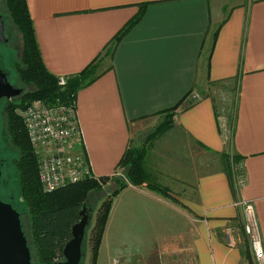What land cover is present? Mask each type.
<instances>
[{
  "label": "crops",
  "instance_id": "1",
  "mask_svg": "<svg viewBox=\"0 0 264 264\" xmlns=\"http://www.w3.org/2000/svg\"><path fill=\"white\" fill-rule=\"evenodd\" d=\"M27 3L49 72L71 79L101 62L76 106L93 174L110 178L103 190L124 178L132 148L168 192L126 181L97 264H251L246 204L264 248V0Z\"/></svg>",
  "mask_w": 264,
  "mask_h": 264
},
{
  "label": "trees",
  "instance_id": "2",
  "mask_svg": "<svg viewBox=\"0 0 264 264\" xmlns=\"http://www.w3.org/2000/svg\"><path fill=\"white\" fill-rule=\"evenodd\" d=\"M6 3L14 25L16 27L19 26L21 32L24 34L25 42L22 54L23 59L26 62V68L21 71L20 78L26 84H34L35 86L33 91L26 92L23 97L21 96L22 98L19 97L21 99L20 101L18 100V103L10 104V106L7 107L10 127L14 136L12 141L21 154V159L18 160L19 162L17 161L18 173L20 175L21 198L26 202L29 214L33 220V240L35 248L46 258L45 261H52L51 263L49 262V264H54V258L57 252L62 254L64 247L72 239V229L81 219L80 212L82 207H86V202L92 193L103 190L102 185H106L107 182H110V178L93 177L78 184L59 189L53 193H44L38 175V159L34 154L27 130L23 120L18 116L17 110L19 108H25L27 105L37 100L43 101L49 105L56 102L68 105L73 103L76 104L77 95L80 90L90 86L99 78L101 62H93L78 76L68 79L66 86L61 87L59 85V78L49 72L43 62L27 0H7ZM140 18L141 17H138V19L131 21L115 37L112 41V46L110 45L107 49L108 53L110 51L112 54L116 45L140 20ZM8 43L0 44L6 46ZM0 58L1 61L3 58L1 53ZM14 84L18 86V82L15 81ZM0 104H2V102ZM178 107L179 105L166 112L169 119H171L172 113ZM169 125V122L162 124L153 137L163 133ZM144 153V149L137 150L129 148L127 150L119 165V167L124 170L125 181L121 180V178H117L115 183L117 188L111 195L105 197L97 210L96 228H94V233H91L89 239L92 242L91 254L94 264H97L99 250L109 220L113 200L117 197L119 192L127 186L126 181L135 186H141L147 183V185L154 190H159L164 194L168 193L164 188L150 183L146 172ZM236 160L240 159L236 156ZM2 183L0 187L2 186ZM7 203L12 204V206L21 214L22 219V213L14 205V202L9 201ZM26 238L30 247L27 235ZM84 249L85 242L83 245V252ZM30 250L32 253L31 247Z\"/></svg>",
  "mask_w": 264,
  "mask_h": 264
},
{
  "label": "built area",
  "instance_id": "3",
  "mask_svg": "<svg viewBox=\"0 0 264 264\" xmlns=\"http://www.w3.org/2000/svg\"><path fill=\"white\" fill-rule=\"evenodd\" d=\"M68 78H59L66 86ZM38 159V175L44 193H53L95 177L85 151L84 133L76 104L37 100L17 110ZM247 206L244 231L256 264H264L260 230L251 206ZM112 264H128L114 258Z\"/></svg>",
  "mask_w": 264,
  "mask_h": 264
},
{
  "label": "rangeland",
  "instance_id": "4",
  "mask_svg": "<svg viewBox=\"0 0 264 264\" xmlns=\"http://www.w3.org/2000/svg\"><path fill=\"white\" fill-rule=\"evenodd\" d=\"M6 2L7 0H0V11H2L1 13L5 18L7 27L5 29V35L9 40V43L6 46L0 44V53L3 55V58L1 60L2 62L0 61V69H4L5 72L8 73L9 81L12 84L15 81L18 82V87L24 90L23 95H21L23 97L26 92L33 91L35 89V86L34 84H26L20 78L21 71L26 68V62L24 61L22 54L23 45L25 42L24 34L21 32L19 26L16 27L14 25ZM18 98L13 99V101H7L5 99L4 101H2V104H0V171L2 172L3 182H1L2 186L0 187V199L5 202H14V205L22 213L23 227L30 242L34 264H49V262L51 263L52 261H45L46 258L42 256V254L39 253L35 248L33 240V220L31 215L29 214V209L26 202L21 198L20 175L18 173V160L21 159V154L12 141V138L14 139V136L11 131L10 120L7 113V107H9L10 104H16V102L18 103V100L20 101L21 99ZM230 120L232 122L233 118L229 117L227 121L229 122ZM228 162L230 163V165H232V169L234 170V172L236 171V174H238V172H240L239 169L242 166V162L240 160H236V155L232 153L229 154ZM120 178L121 180L125 181L123 176H121ZM116 188L117 186L114 185L99 192L92 193V195L86 202V209L89 212L91 218L90 224L87 229L88 233L85 239V249L83 252L82 264H94L91 254L92 242L89 239L91 233L94 231V228H96L97 210L105 197L111 195ZM83 208L84 206L82 207V210ZM247 242L249 248H251L250 240L248 237ZM254 259L255 258H253L252 256L251 264H256V261ZM58 261H64L63 252L62 254L60 252H57L54 258V263Z\"/></svg>",
  "mask_w": 264,
  "mask_h": 264
},
{
  "label": "water",
  "instance_id": "5",
  "mask_svg": "<svg viewBox=\"0 0 264 264\" xmlns=\"http://www.w3.org/2000/svg\"><path fill=\"white\" fill-rule=\"evenodd\" d=\"M5 22L0 11V43H8L5 35ZM24 93L16 88L8 75L0 70V103L13 100ZM2 172L0 171V185ZM81 219L72 229V239L63 249L64 261L54 264H82L83 245L90 224V214L86 207L80 212ZM0 264H34L32 253L23 230L21 214L12 206L0 199Z\"/></svg>",
  "mask_w": 264,
  "mask_h": 264
},
{
  "label": "flooded vegetation",
  "instance_id": "6",
  "mask_svg": "<svg viewBox=\"0 0 264 264\" xmlns=\"http://www.w3.org/2000/svg\"><path fill=\"white\" fill-rule=\"evenodd\" d=\"M8 41H9V40H8ZM0 70H2V69H0ZM2 71H3V72H5V70H4V69H3ZM5 73L8 75V73H7V72H5ZM8 77H9V75H8ZM13 84H14V83H13ZM14 85H15V84H14ZM15 87H16V88H19V87H18V86H16V85H15Z\"/></svg>",
  "mask_w": 264,
  "mask_h": 264
}]
</instances>
